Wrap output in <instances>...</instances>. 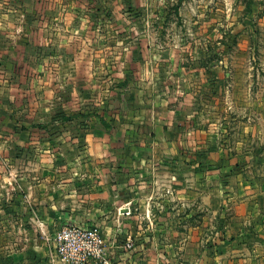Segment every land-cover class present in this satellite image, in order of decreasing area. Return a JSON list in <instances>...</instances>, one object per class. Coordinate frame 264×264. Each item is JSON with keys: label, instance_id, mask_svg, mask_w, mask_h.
<instances>
[{"label": "crops", "instance_id": "obj_1", "mask_svg": "<svg viewBox=\"0 0 264 264\" xmlns=\"http://www.w3.org/2000/svg\"><path fill=\"white\" fill-rule=\"evenodd\" d=\"M81 2L0 0V67H16L19 49L31 67L76 53L67 34L64 45L54 39L79 17L92 24ZM181 79L162 93L151 81L135 108L92 110L85 125L72 122L80 107L67 116L51 106L49 78H0V264H62L51 260L56 232L93 225L107 264H264V127L233 114L226 78H212L227 104L220 114L198 113L201 92Z\"/></svg>", "mask_w": 264, "mask_h": 264}, {"label": "rangeland", "instance_id": "obj_2", "mask_svg": "<svg viewBox=\"0 0 264 264\" xmlns=\"http://www.w3.org/2000/svg\"><path fill=\"white\" fill-rule=\"evenodd\" d=\"M70 1L66 0L68 6ZM82 3L94 11L92 24H82L79 17L71 24L73 32L58 26L62 35L54 39L57 45H64L63 35L67 34L68 43L76 44V53L68 56L57 51L47 66L39 63L31 67L26 65L27 53L19 49L12 60L16 67H0V78H49L51 106L63 107L67 116L74 115L80 107L78 111L82 109L83 115L72 122L85 125L93 121L92 110L108 117L109 112L111 116L124 115L126 108H135L139 94L151 90L154 81L155 92H165L169 84L168 89L175 90V78H182L183 88L193 84L192 88L201 92L198 113L207 105L220 114L227 104L212 78H226L225 85L227 89L230 85L231 90L228 105L234 107L233 114L244 127H264V0ZM79 25L84 26L79 30ZM75 60L80 64L78 72ZM7 61L11 64L10 58ZM139 78H151L150 88L146 83L148 89H142ZM194 78L209 79L194 84ZM5 89L7 86L1 90ZM76 93L81 99L73 97ZM27 99L24 101L29 102ZM167 100L163 102L166 106ZM177 101L174 99L173 106ZM49 117L54 121L61 114ZM46 131L52 136L59 133L53 127ZM80 137L79 131L76 138Z\"/></svg>", "mask_w": 264, "mask_h": 264}, {"label": "built area", "instance_id": "obj_3", "mask_svg": "<svg viewBox=\"0 0 264 264\" xmlns=\"http://www.w3.org/2000/svg\"><path fill=\"white\" fill-rule=\"evenodd\" d=\"M132 245L128 242L126 248ZM107 252L98 226H65L54 236L51 260L62 264H107Z\"/></svg>", "mask_w": 264, "mask_h": 264}]
</instances>
